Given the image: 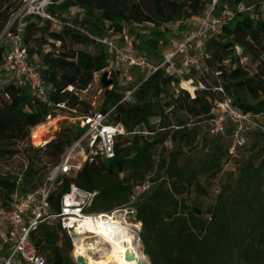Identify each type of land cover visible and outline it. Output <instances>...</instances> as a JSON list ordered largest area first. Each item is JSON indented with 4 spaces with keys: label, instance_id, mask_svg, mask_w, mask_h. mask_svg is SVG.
I'll return each instance as SVG.
<instances>
[{
    "label": "trees",
    "instance_id": "trees-1",
    "mask_svg": "<svg viewBox=\"0 0 264 264\" xmlns=\"http://www.w3.org/2000/svg\"><path fill=\"white\" fill-rule=\"evenodd\" d=\"M246 1L218 0L217 6L234 8ZM210 4L211 0H53L46 10L61 21L59 28L39 16L23 17L22 43L30 59L41 63L52 107L33 101L26 86L0 80V161L22 152L27 158L18 178L0 175V206L7 207L17 191L41 187L48 167L59 163L81 132L61 128L43 146L18 150L17 143L28 137L30 128L43 125L55 109L65 108L78 117L95 111L80 93L106 67L107 53L96 37L121 35L130 23L136 26L130 32L137 41L133 50L161 58L169 43L165 35L188 30L184 24L195 21ZM20 5L21 0H0V61L6 49L2 33ZM72 8L80 14L63 15ZM258 9L256 4L250 11L235 12L221 32L206 41L202 76L195 68L184 73L191 83L197 77L203 87L193 95L188 92L193 87L182 83L186 90L178 89L179 80L158 69L144 74L131 102H120L127 89L121 90L113 76L96 110L113 107L111 120L123 126L124 134L114 141V157L95 158L59 176L48 194L51 209L58 210L61 195L75 184L97 191L90 212L110 211L125 203L133 184L151 173V188L135 203L140 244L151 264H264V134L249 130L246 144L229 154L231 129L209 132L211 110L223 98L241 112L264 113V16ZM142 28L157 32L147 36ZM167 140L172 142L170 149ZM225 165L232 166L233 178L220 184L212 202L205 207L188 202L192 192L208 195ZM30 240L45 264H75L71 239L58 224H39Z\"/></svg>",
    "mask_w": 264,
    "mask_h": 264
},
{
    "label": "built area",
    "instance_id": "built-area-1",
    "mask_svg": "<svg viewBox=\"0 0 264 264\" xmlns=\"http://www.w3.org/2000/svg\"><path fill=\"white\" fill-rule=\"evenodd\" d=\"M217 1L211 0L209 8L195 19L192 27L183 32L177 41L169 42L163 47L160 61L156 64L147 56L134 51L131 44H126L124 31L121 34L124 39L122 44L108 35L96 37L95 40L107 53L106 67L101 72L106 71L108 78H111L116 77L123 69L127 72L128 69L136 68L143 74L164 69L168 75L179 80L180 88L185 89L182 83L191 82L185 79L184 73L191 68H199L205 58L206 41L221 32L235 12H247L252 9L251 6L243 4L234 8L227 4L218 7ZM52 2L53 0H21L14 16L19 19L27 15L39 16L47 19L52 28H59L61 21L46 10ZM2 37L6 40V49L0 61V80L26 86L33 101H42L52 107L43 82L41 63L30 59L22 43L21 27L17 26L15 31H11L10 27L5 28ZM200 87L203 88L202 85ZM135 88L136 86L127 89L120 102H131ZM193 88V92L187 90L192 95L197 90L195 86ZM216 89L222 92L220 86ZM57 106L64 107L63 104ZM113 109L112 107L106 112L95 110L88 115L79 116V136L64 152L59 163L48 172L42 186L25 192L17 191L10 197L7 207L0 206V224L6 223V232L0 234V246L7 247L6 254L0 256V264L46 263L44 256L37 252L30 240V232L41 223L58 224L70 237L73 249L77 242H83L92 255L101 256V252L107 249V244L93 230H83L80 227L81 234L78 232L79 222L84 219L101 221L110 236L117 240H121L123 233L128 232L133 244L140 247L141 223L136 219L135 203L151 188V173L133 184L125 203L110 211L90 212L97 191H88L75 184H71L61 195L58 210H52L48 202V194L54 189L59 176L79 170L84 162L95 158L107 160L114 157L115 138L124 134V129L120 123L111 120ZM261 115L264 113L241 112L233 106L229 98H223L216 102L211 110L209 132L214 135L224 134L229 127L232 140L229 154H233L236 148L246 144V133L249 130H259L264 134V124L258 119ZM166 147L172 148L170 140L166 141ZM73 249L71 257L74 261Z\"/></svg>",
    "mask_w": 264,
    "mask_h": 264
},
{
    "label": "rangeland",
    "instance_id": "rangeland-1",
    "mask_svg": "<svg viewBox=\"0 0 264 264\" xmlns=\"http://www.w3.org/2000/svg\"><path fill=\"white\" fill-rule=\"evenodd\" d=\"M256 4H258V6H259L258 10L260 12L258 11V14H261L262 16H264V0H248L243 5L247 6V7H249V6L254 7ZM79 14H80L79 11H76L74 8L69 9L66 12H63V15L71 16V17H75ZM20 21H21V19L15 18L14 14H13L10 21L8 22V24L5 28H7V27L11 28L12 26H20L22 28V23ZM184 25H185V29L189 28L188 26H186V24H184ZM124 28H125V31L128 33L129 37L131 38V41H130L131 45H133V44L136 45L137 41L133 42L134 37H132V35L130 34V32H135L134 30H136V26H133L132 24L129 23V24H125ZM141 30L143 32H147V36H154V34L157 32L156 29H149V28L148 29L142 28ZM108 36L111 37L113 40H115L117 43L121 42L122 36L119 37L118 35H114V34H108ZM165 36H167V35H165ZM179 36H180V34L178 33V35L176 34V36H173L171 38L165 37V42L168 43V42H172V41H177L179 39L178 38ZM176 38H178V39H176ZM122 43H124V40H123V42H121V44ZM76 48H84V46L83 45H77ZM87 49L90 50L91 52H93L94 46H90ZM149 56H151V57H149L151 62H153L155 64L160 61L158 54L157 55L156 54L155 55H149ZM203 71H204V68H203V64L201 62L199 64V68L197 70V75L202 76ZM126 73L128 74L127 79H130V80H126L125 77L120 78V75H118V77L116 79L117 83H118L117 86H119L121 90H124V89L126 90V89L136 85L138 83V80L141 78L140 73L137 72L136 70L132 71L131 69H128ZM111 78H113V76H111ZM196 78H194L192 80L191 84L193 86H195L197 90H201V87H200L201 84L198 82V78L197 79ZM108 88H111V86H109ZM177 88L180 89L179 85ZM103 91H104V88L102 87V85L100 83V75L98 73H96L94 75L93 82L90 84V86L86 90H84L80 93V96L82 99L89 102V104L91 106V110L93 111L99 107V105L102 101ZM183 116L185 117V115H183ZM78 119L79 118L75 112L68 111L65 108L55 109L54 111L51 112V114L48 117H46L44 124L40 125V126H49V135L47 136V140H48V139H51L54 136V133L57 132L58 130H60L61 128H65V127H71L73 129L79 128ZM39 127L30 128L28 137L26 139H24L23 141L18 142L16 148L18 150L19 149L23 150V149H26L28 147H36V148L40 147L41 145H37V138H36L37 129ZM34 132H35V143L33 140ZM32 133H33V135H32ZM47 140H45V142ZM225 142L228 143L227 139H225ZM185 150H186V148H184L183 152H185ZM190 152L191 151H188L187 154H190ZM28 154H31V152H29ZM26 164H27L26 154L23 152L18 153L11 160L4 161V162L0 161V175H11L14 178H18L20 175H22L24 167ZM53 167L54 166L48 167L47 171H50ZM231 167L232 166H230V165L223 166L221 173L212 182L211 187H209L207 189L208 195L204 196L202 194H195L194 192H192L188 196V202L200 203V204H202L203 207H205L206 205L211 203L212 199L216 193V189L220 186V184L225 182L228 178H230V176L233 178V175L230 173ZM203 183H205V182L203 181ZM263 192H264V188H263ZM136 248L144 257L142 264H151L149 262L148 258L146 257V255L143 253V249L141 247V244H140V247H136ZM88 253L90 255H92L91 252H88Z\"/></svg>",
    "mask_w": 264,
    "mask_h": 264
},
{
    "label": "bare ground",
    "instance_id": "bare-ground-1",
    "mask_svg": "<svg viewBox=\"0 0 264 264\" xmlns=\"http://www.w3.org/2000/svg\"><path fill=\"white\" fill-rule=\"evenodd\" d=\"M186 85L192 87L188 82H183ZM49 135V126H40L37 129V145H42L47 140ZM80 227L83 230H93L100 238L107 244V249L101 252V256L90 255L88 253V248L85 244L77 242L74 245L73 254L75 256H81L85 264H136L137 262L143 263L144 257L137 250L136 246L133 244L130 235L123 233L122 239L117 240L110 236L107 229L104 228V224L101 221L93 222L90 219H84L79 222L78 232L80 233ZM110 228V227H109ZM81 234V233H80ZM132 254L131 259H125L124 254Z\"/></svg>",
    "mask_w": 264,
    "mask_h": 264
},
{
    "label": "crops",
    "instance_id": "crops-1",
    "mask_svg": "<svg viewBox=\"0 0 264 264\" xmlns=\"http://www.w3.org/2000/svg\"><path fill=\"white\" fill-rule=\"evenodd\" d=\"M76 11H79V9H77V8H74ZM194 25V21L193 22H191V23H187L186 24V26H188L189 28L190 27H192ZM175 27L176 26H174V29H175ZM174 32H172V33H174V34H176V32H175V30H173ZM183 32H185V31H183ZM182 32V33H183ZM124 33H125V35H126V44H131V38L129 37V35H128V33L124 30ZM181 33V34H182ZM180 34V35H181ZM167 35V37L168 38H171V33H168V34H166ZM119 37L121 36V35H118ZM180 37V36H179ZM178 37V38H179ZM178 38H176V39H178ZM123 40L124 39H121V42H123ZM120 42V43H121ZM132 71L133 70H136L137 72H139L140 73V75H141V78L138 80V83L142 80V78H143V76H144V74L140 71V70H138V69H136V68H132L131 69ZM118 75H120V78H122V77H125L126 78V80H130V79H127V76H128V74L126 73V71H125V69H123V70H121V72H119L118 74H117V76L116 77H118ZM117 79V78H116ZM137 83V84H138ZM135 86V85H134ZM263 124H264V115H261V116H259V118H258ZM4 232H6V223L5 222H3V223H1L0 224V234H2V233H4ZM6 252H7V247H6V245H4V246H0V256H3V255H5L6 254Z\"/></svg>",
    "mask_w": 264,
    "mask_h": 264
},
{
    "label": "water",
    "instance_id": "water-1",
    "mask_svg": "<svg viewBox=\"0 0 264 264\" xmlns=\"http://www.w3.org/2000/svg\"><path fill=\"white\" fill-rule=\"evenodd\" d=\"M98 50H102V47H99ZM113 82H114L113 79L108 78V73L106 71L101 72V74H100V83H101V85H102V87L104 89L108 88L109 86H112ZM49 140L50 139H48L44 144H46ZM43 145H41V146H43ZM132 257H133L132 254H129V253L124 254V258L125 259H131ZM74 262L76 264H85V262H84V260H83V258L81 256H75L74 257ZM136 264H142V263L141 262H137Z\"/></svg>",
    "mask_w": 264,
    "mask_h": 264
}]
</instances>
